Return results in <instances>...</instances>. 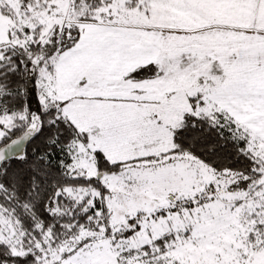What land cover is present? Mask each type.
Segmentation results:
<instances>
[{
  "label": "snow or ice",
  "instance_id": "1",
  "mask_svg": "<svg viewBox=\"0 0 264 264\" xmlns=\"http://www.w3.org/2000/svg\"><path fill=\"white\" fill-rule=\"evenodd\" d=\"M0 264H264V0H0Z\"/></svg>",
  "mask_w": 264,
  "mask_h": 264
}]
</instances>
